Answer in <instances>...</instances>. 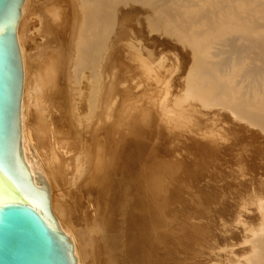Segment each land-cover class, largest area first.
Returning <instances> with one entry per match:
<instances>
[{
    "label": "bare ground",
    "instance_id": "bare-ground-1",
    "mask_svg": "<svg viewBox=\"0 0 264 264\" xmlns=\"http://www.w3.org/2000/svg\"><path fill=\"white\" fill-rule=\"evenodd\" d=\"M17 39L22 153L34 182L45 177L77 264H211L222 239L245 245L225 264H264V191L251 183L257 171L242 170L252 180L243 179L232 211L226 186L217 188L222 200L209 186L214 162L198 183L200 158L192 155L203 147L195 137L229 141L232 126L264 136V0H25ZM129 75L132 85L150 83H134L143 88L135 92ZM219 129L226 139H217ZM164 133L182 148L173 142L170 150Z\"/></svg>",
    "mask_w": 264,
    "mask_h": 264
},
{
    "label": "water",
    "instance_id": "water-1",
    "mask_svg": "<svg viewBox=\"0 0 264 264\" xmlns=\"http://www.w3.org/2000/svg\"><path fill=\"white\" fill-rule=\"evenodd\" d=\"M25 0H0V264H77L51 210L43 173L22 153L24 69L17 39Z\"/></svg>",
    "mask_w": 264,
    "mask_h": 264
},
{
    "label": "rangeland",
    "instance_id": "rangeland-1",
    "mask_svg": "<svg viewBox=\"0 0 264 264\" xmlns=\"http://www.w3.org/2000/svg\"><path fill=\"white\" fill-rule=\"evenodd\" d=\"M137 70H138V69H137ZM138 72H140V71L138 70ZM136 74H138V73H136ZM123 75H124V74H123ZM127 75H128V74H127ZM124 76H125V75H124ZM130 77H131V75L126 76V78L129 79V82H131V84H130V83H129V84L132 85V81H133V80H132ZM123 79H125V78H123ZM137 79H138V78H137ZM137 79H136V80H137ZM140 79H141V78H139L140 83H143V86H140V87H144V85H146L145 82H146L147 80L144 78V81L146 80V81L144 82L143 79H141V80H140ZM130 80H131V81H130ZM136 80L134 81V83H137V84L140 85L139 81L137 80V82H136ZM141 81H142V82H141ZM134 83H133L132 86H134V88H135V86H138V85H137V84H134ZM146 83H147V82H146ZM148 83H150V82H148ZM148 83H147V84H148ZM152 84H153V85H152L153 87L156 86V84H154V83H152ZM120 85H121V84H120ZM120 85H119V86H120ZM160 85H161V84H160ZM140 87H139V89H138V88H137V89L135 88L136 90L134 89V91H135V92H136L137 90H138V91H139V90L143 91V90H142L143 88H140ZM150 87H151V86H150ZM159 87H160V86H159ZM118 88H119V87H118ZM120 88H123V89H124V87H123L122 85H121ZM155 88H157V86H156ZM138 91H137V92H138ZM144 98H145V97H144ZM142 99H143V98H142ZM147 99L149 100V98L146 97V99H144V101L147 100ZM148 100H147V101H148ZM141 101L143 102L144 106H145V102H146V103H149V101H148V102H147V101L144 102L143 100H141ZM146 105H147V104H146ZM154 112H155V111H154ZM233 124H234V126L239 127V126H238V123H237V124H236V123H233ZM235 124H236V125H235ZM229 125L232 126L231 124H229ZM229 125L227 124L228 127H229ZM227 126H225V127L223 128L225 131H226ZM219 127H220V126H219ZM219 127H218V128H219ZM220 128H221V127H220ZM230 128H231V130L229 129L230 132L226 131V133H224V132H225L224 130H223V131H224V132H223V131H220V130H222V129H219V132H220V133L218 132L219 135H218V133L216 134V135H218L217 139L220 138V137H222V138L224 137V138H225V136H227V135L230 137V135H231V137H233V136L235 137V140H231V139H233V138L230 139V138L227 136L229 141H224V142H223V139L220 140L221 138L218 139V140L215 139V140H217V141H214L213 139H214L215 137L212 138L211 136H210V137L205 136V137H206V141H204V140H205V137H203L204 139L201 141L202 137L200 138L199 136H200V135L202 136V135H204V134L200 132L201 134L198 133V134H200V135H198V134L196 133V134H197V137L200 138V140H199V139L196 138L195 135H194L196 141H198V142L200 141L199 149H200V146H203V147H201L202 149H200V151L202 150L201 152H200V151H199V152L196 151V149L199 150V149H198V146H196L197 148L195 147V150H194V148H193L192 152H193V151H196V152L198 153V155H197V153H192V155L194 154V157H195V158H197V156H198V158H200V160L197 158V160H199L198 162H200L199 164H201L200 168L198 167V166H199V165H198V166L195 167V169H194V170H197L196 168H198V172H197V171H196V172L194 171L195 174H197L196 177H197L198 179H196V181H197L198 183L200 182V180H201L202 177H203V176L200 177V176L202 175L201 172L203 171V172H204L203 174H206V175H207V173H209V171L207 172V169H208V170H211V169H212V170L210 171V174H211L212 171H213V167H214V166H215L214 171H213L214 173H212V175L214 174L215 176L213 175L212 177L210 176V178H209V180L212 179V178H213V180H215V181L210 180V181L212 182L211 185L214 186V187H213V186H211V185L209 184L211 190H212V188H214V189L216 190L215 193H217L218 190L222 191L223 188H225V187H223V186H226V188L228 189V188L232 185V183L235 182V183L232 185L233 187L231 186V187L229 188L230 190L228 189V193H227V189L225 188V189H226V196H225V192H224V191H223L224 193L221 192L222 195H221L220 192H218V193L220 194L219 196L217 195L218 193L215 194V195H217V196L219 197V198H218V197L216 196L218 200H222L221 198H223V197L225 196L226 199H227L226 201H228L232 206L234 205V206L232 207V211H233V210H236V209H235V204H236V208H237V207H238V204H239V202H240V198H236V197H237V196L242 197V196H240V195L243 193V190H244V189L241 191V185H240V184H242V181H243L244 178H245L246 180H249L247 177H249L250 175L254 174V175H252L254 181H253L252 178H251L252 176H250V182H251V180H252L251 183H252V184L255 183V186L259 184L258 186H262L261 188H262V190L264 191V189H263V188H264V183H263V185H262V182H264V178H262V177H264V164H263V163H264V159L262 160V158H264V154H263L264 152H261L262 150H264V148H262V146H261V145H264V141H263L264 136H263V134H256V135L254 136L252 133H250V134H252V135H248L250 131H249V132L247 131V133H246V130H245V132L241 130V131L244 132V133L241 132V134H240L239 131L237 132V130H239L240 128L238 129V128L233 127V126L230 127ZM232 128H233L234 130L236 129L235 131H236L237 133H236L235 131H233ZM197 130H198V129H197ZM227 130H228V128H227ZM231 131H232V134H231ZM234 132H235V133H234ZM251 132H253V131L251 130ZM221 133H222V134H221ZM223 133L225 134V136H224ZM227 133H228V134H227ZM229 133H230V134H229ZM254 133H255V132H254ZM166 134H167V133H166ZM166 134L164 133V135L166 136V138H164L165 136L162 135V137H163L165 140H164L162 137H160V140L162 139V140H164V142H165L166 140L169 141V139H167V138L170 137L171 142L169 141V142H166L165 144L167 145V147L170 148V150H171V149H174L175 144H177L178 142L175 141L174 138H173L171 135H169V134L166 135ZM226 134H227V135H226ZM236 134H238V135H236ZM239 134H240V135H239ZM243 134H244V135L246 134V136L248 135L247 139L245 138L246 136L243 138ZM220 135H223V136H220ZM241 135H242V136H241ZM258 135L261 136V139H262V138H263V139L261 140L259 137H257ZM212 136H213V135H212ZM219 136H220V137H219ZM236 136H237V137H238V136H241L240 139H244V140H245V139L248 140V138H250V136H254L255 139H256L257 141L254 139L256 142L252 143L253 139L250 138V140H252V141H250V140H248V141H250L253 145H250V148H248V147H249V144H251V143L248 142V141L246 142V140H245V141L243 140L244 142L247 143V145H246L244 142H242V140H240V141L244 144V145H243V144L240 143V141H237V140L239 139V137H238V139H237ZM150 137H151V136H150ZM227 137H226V138H227ZM256 137H257V138H256ZM209 138L212 139V140L210 139V140H211V143H213L212 146H211V143H209V141H210ZM226 138H225V139H226ZM258 138H259V141H258ZM197 139H198V140H197ZM236 139H237V140H236ZM162 140H161L160 142H162ZM172 140H173V141H172ZM207 140H208V141H207ZM260 140H261V141H260ZM158 141H159V139L157 140V142H158ZM212 141H213V142H212ZM220 141H222V142H220ZM262 141H263V142H262ZM160 142H159L158 144H160ZM173 142H177V143H173ZM205 142H206V143L208 142L209 145H210L211 147L208 145V143L206 144ZM259 142H260V143H259ZM261 142H262V144H261ZM153 143L155 144V141H153ZM162 143H163V142H162ZM169 143H173V144H174L173 147H172V145H171L172 148H171L170 146H168ZM204 143H205L206 145H208V146L204 145ZM216 143H217V145H216ZM255 143H256V145L258 144L259 146H258V145L255 146ZM165 144H161V146H162L163 149H164V146H163V145H165ZM240 144H241V146H245V147L248 146L247 148L249 149V152L246 153V151H247L248 149H247V150H246V149H245V150H240L241 147H239L240 149H238V146H239ZM260 144H261V145H260ZM169 145H170V144H169ZM181 145H182L181 143H178L175 147H177V146H180V147H181ZM197 145H198V143H197ZM215 146H216V147L218 146L219 148H218V147H217V148H218L219 150L215 149V148H214ZM260 146H261V147H260ZM165 147H166V146H165ZM208 147H209V148H208ZM245 147H244V148H245ZM257 147H258V148H257ZM259 147H260L261 151H260ZM263 147H264V146H263ZM181 148H182V147H181ZM203 148H204V150H206V152H207V150H209V149L211 148V149L213 150V152H212V150H209V151L211 152V154H210V152H208V155H207V153L203 150ZM236 148H237V149H236ZM178 149L180 150L179 147H178ZM214 149H215V150H214ZM242 149H243V147H242ZM231 150H232V151H231ZM235 150H240V151L242 152V153H241V152L239 151V153H241V154H240V155L238 154V155H239L240 157H242L243 162L245 161L246 164H248L246 169H245V167H246L245 164H244V166H243V165L241 166V164H243V163H237V164L235 163V162H238L239 160H240V162H242L241 159H240V157H239V158H238V157H235V156H238L237 154H235ZM180 151H182V150H180ZM203 151H204V152H203ZM214 151H215L217 154H218V153H219V154H218V155H216V154H213V155H212V153H215ZM218 151H219V152H218ZM221 151H222V152H221ZM224 151L227 152V154H225ZM182 152H184V151H182ZM202 152H203L204 154H203ZM220 152L223 154V156L220 154ZM228 152H229V154H230L231 152H232L231 154H235V155H232V156H234V157H233L234 159L237 158L238 161H237V160L235 161V160H234L233 158H231V157H227V155H228V156H231V155L228 154ZM243 152H245V153L248 154V155L246 156V154L243 153ZM258 152H259V153H258ZM260 152H261V154H263V157H262V155L260 154ZM199 153H201V154H199ZM236 153H237V151H236ZM184 154H185V152H184ZM184 154L182 153L181 155L183 156ZM243 154H245L244 156H246V157L241 156V155H243ZM259 154H260V155H259ZM181 155H180V157H182ZM199 155H200V156H199ZM202 155H203V159H206L207 161H206V160H202L203 162L201 161V159H202L201 156H202ZM206 155H207V156L210 155L211 157H210V156L207 157ZM224 155H225V156H224ZM205 156H206V157H205ZM215 156H216V157H215ZM204 157H205V158H204ZM212 157H213V158L215 157L214 159H216V158H218V157H220V158L222 157L223 159H222V158H221V159L218 158V160L216 159V160H217V163H216V161H215L214 159H212ZM224 157H225V158H224ZM243 157H244L245 160L243 159ZM192 158H193V156H192ZM208 158H209V159H208ZM226 158H227V160H226ZM228 158H229V160L233 159V161H235L234 163H235V165L238 167V168H237V169H238L237 171H239V172L236 171V166L233 165L234 163H233V164H230L231 161H228ZM230 158H231V159H230ZM194 160H195V159H194ZM212 160H213V161H212ZM219 160H222V162H223V160H226L227 162L224 161L223 163H225V164H223V163H222V164H221V163L218 164V163H219V162H218ZM205 161H206V165L209 166V167H211V165H212L213 162H214V166H212L210 169H209L207 166H206V167L203 166V164H205V163H204ZM208 161H210V162H208ZM211 161H212V163H211ZM201 162H202V163H201ZM220 162H221V161H220ZM245 162H244V163H245ZM207 163H208V164H207ZM209 163H211V164H209ZM226 163H227V164H228V163L230 164L229 166H230V169H231L232 171H233V169H234V167H235V171H233V172H232V171H229V170H230V169H229V166H227ZM215 164H216V165H215ZM238 164H239V165H238ZM218 165H219V167H216V166H218ZM220 165H222L223 167H224V166H227L226 168H227L228 171L225 170V167L223 168V167L220 166ZM231 165H233L234 167H232ZM240 166H241V167H240ZM201 167H205L206 171H204L205 169H203V168H201ZM220 167L223 168V169H220ZM231 167H232L233 169H232ZM239 167H240V168H239ZM243 167H244V169H242ZM248 167H249V168H248ZM202 169H203V170H202ZM219 169H220L221 171H219ZM247 169H248V170H247ZM249 169H250V170H249ZM199 170H200V171H199ZM216 170L219 171V172H221L222 175H218V173L215 174V171H216ZM222 170H225L226 172H225V171H222ZM240 170H241V171H240ZM242 170H243V171H246V170H247V171H248L247 174H250V175H246V174H245L247 171H246L245 173H243L244 175H243V174L241 175V173L243 172ZM251 170H254V171L256 170L257 173H256V174H255V173H252V172H254V171L251 172ZM217 171H216V172H217ZM249 171H250L252 174L249 173ZM256 171H255V172H256ZM199 172H200V173H199ZM229 172H230V174H229ZM234 172H235V173H234ZM236 172H237V174H239V175H241V176L243 177V178L241 177V178H242V179H241V183H240L239 180H238L239 177L237 178V176H239V175H236ZM198 173H199V174H198ZM223 173H224L225 175H224ZM227 173L229 174V175H228L229 177L227 176ZM232 173H233L234 175H233ZM200 174H201V175H200ZM210 174H208V175H210ZM199 175H200V176H199ZM217 175H218V178H216ZM223 175L226 176V177H224ZM231 175H232V177L234 176V177H236V178H232V177H230ZM255 175L258 176V177L256 178ZM198 176H199V177H198ZM219 176H220V177H219ZM246 176H247V177H246ZM259 176H261V178H262V182H261V183H259L260 181L258 180V179L261 180V178H259ZM221 177H222V178L224 177V178H225L224 180L227 181V183L222 179V180L224 181V182H223V181L221 180ZM254 177H255V178H254ZM200 178H201V179H200ZM227 178L229 179V181H228ZM216 179H219V180H218V181H220L219 183H221V182H223V183L219 185V183L217 182ZM226 179H227V180H226ZM231 179H233V180H232L233 182L230 181ZM234 179H235V181H234ZM239 179H240V178H239ZM201 181H202V180H201ZM236 181L239 182V184H238V183L236 184ZM258 181H259V182H258ZM213 182H214V183L216 182L215 184L218 183L217 186L214 185ZM229 182H231V183L229 184ZM243 182H244V181H243ZM224 183H225V184H224ZM256 183H257V184H256ZM226 184H227V185H226ZM228 184H229V186H228ZM260 184H261V185H260ZM221 185H223L222 188H221ZM238 185H239V186H238ZM235 186H237V188L240 187V189H237L238 191L240 190L239 192H238V191H235V190H236V187H235ZM215 187H216V188H215ZM218 187H220L221 189H219ZM217 188H218V190H217ZM231 188H232V191H233V192L231 191ZM214 189H213V190H214ZM229 191H231V194H230ZM234 191H235V194H234ZM245 191H246V190H245ZM245 191H244V194H243V195H245V197H246V194L249 193V192L247 191V193H245ZM261 192H262V191H261ZM240 193H241V194H240ZM263 193H264V192H263ZM228 194H230L232 197L229 196ZM233 194H234L235 196H234ZM237 194H238V195H237ZM223 195H224V196H223ZM220 196H222V197L220 198ZM228 196H229V198H227ZM245 197L243 196V199H244ZM230 198H232L233 200L236 199L237 202L234 203V201H232V199H230ZM229 199H230L232 202H231ZM238 199H239V201H238ZM224 200H225V198H224ZM237 203H238V204H237ZM227 216H228L227 219H229L232 215H226V216H224V218L226 219ZM229 216H230V217H229ZM218 218H219V217H218ZM227 219H226V220H227ZM214 229H215V228H214ZM216 229H217V228H216ZM215 231H216V230H214V232H215ZM218 232H219V231H217L216 233L219 234ZM220 239H221V238H220ZM220 239H219V240H220ZM223 241H224V239H222V242H223ZM222 242H221V240H220V241H219L220 244H218V245L215 244V245L218 246L219 248H218V247H217V248L215 247L216 250H215V249H214V250L217 251V252H214V253L212 254L213 257L211 256V257H212V258H211V259H212L211 264H225V263H227V261H229V260H231L232 262H236L239 258H241V256H242L243 253H244V251H243L244 248H242L243 246H245L244 243H239L238 245H236L235 243H232V241H231V244H230V241L228 242V240H226V241H224V243H225V245H224ZM226 242H227L229 245H227ZM217 243H218V242H217ZM221 244L224 245V247H227V246H228V249L225 248V251H227L226 253H224L225 251L223 252L224 249H222V248H224V247H223ZM221 246H222V247H221ZM217 249H218V250H217ZM219 249H220V251H221L222 253H219V252H218ZM226 249H227V250H226Z\"/></svg>",
    "mask_w": 264,
    "mask_h": 264
}]
</instances>
